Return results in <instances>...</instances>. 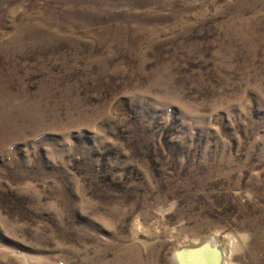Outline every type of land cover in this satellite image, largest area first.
<instances>
[{
    "label": "rangeland",
    "instance_id": "374dc122",
    "mask_svg": "<svg viewBox=\"0 0 264 264\" xmlns=\"http://www.w3.org/2000/svg\"><path fill=\"white\" fill-rule=\"evenodd\" d=\"M212 235L264 264V0H0V264Z\"/></svg>",
    "mask_w": 264,
    "mask_h": 264
},
{
    "label": "bare ground",
    "instance_id": "6f19581e",
    "mask_svg": "<svg viewBox=\"0 0 264 264\" xmlns=\"http://www.w3.org/2000/svg\"><path fill=\"white\" fill-rule=\"evenodd\" d=\"M217 237H218L217 235H212V236H209L203 239L201 243L199 244L191 243L185 247H181L180 249L176 250L174 253V258H173L174 264H202L203 263L202 260L204 258L203 254H199V255L196 254L193 256L189 255L188 259L186 256H188V253H190L189 251H191V249L200 247L201 245L209 244L211 247L217 245L216 243ZM230 243H231L230 239L226 238L224 241V244L226 246L225 249L224 250L220 249L221 264H223V261H224L223 259H224V256L226 255V252H230L229 250Z\"/></svg>",
    "mask_w": 264,
    "mask_h": 264
},
{
    "label": "water",
    "instance_id": "95a60500",
    "mask_svg": "<svg viewBox=\"0 0 264 264\" xmlns=\"http://www.w3.org/2000/svg\"><path fill=\"white\" fill-rule=\"evenodd\" d=\"M187 259L193 255L203 254L204 258L202 260V264H221V254L220 248L218 245L211 247L209 244L201 245L200 247H196L189 251ZM174 255V253H173ZM172 264H174L173 256H172Z\"/></svg>",
    "mask_w": 264,
    "mask_h": 264
}]
</instances>
